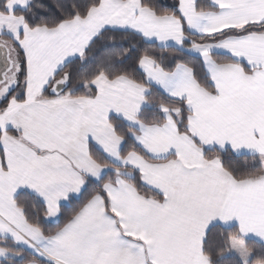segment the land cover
Returning <instances> with one entry per match:
<instances>
[{
	"label": "snow or ice",
	"instance_id": "6c2138e0",
	"mask_svg": "<svg viewBox=\"0 0 264 264\" xmlns=\"http://www.w3.org/2000/svg\"><path fill=\"white\" fill-rule=\"evenodd\" d=\"M106 33L133 43L87 67ZM249 237L264 246V0H0V264H264Z\"/></svg>",
	"mask_w": 264,
	"mask_h": 264
},
{
	"label": "trees",
	"instance_id": "16d2710c",
	"mask_svg": "<svg viewBox=\"0 0 264 264\" xmlns=\"http://www.w3.org/2000/svg\"><path fill=\"white\" fill-rule=\"evenodd\" d=\"M44 3H47L50 5L52 8L55 7L56 3L58 2H63V0H43ZM159 3L165 6H171L177 3V0H159ZM198 3L200 5H206L208 4L205 0H198ZM130 43H133L129 38L122 37V36H115L114 38H111L110 33H106L104 37H102L99 41V43L95 46H93V49L91 52H89V60L90 64L87 67H91L92 64L95 62H98L99 60L103 59L105 56H107L110 52L112 51H119L122 50L123 48L127 47ZM147 50V52L151 55H153L156 58H165L164 63H168V58L172 57L173 55H177L173 51L172 48H167V49H161L157 47H153L150 45H142L140 46V51L138 54L142 55L144 54V51ZM136 54H134L135 56ZM186 60L189 61L190 64L195 65V69L197 74H200V68L198 63L191 58L185 57ZM134 63V59H130L129 61L126 62V64L131 65ZM80 67L79 64H70L68 68H66V71H73L75 73V70ZM131 71V69H129ZM136 79L141 80L143 77L140 73H135ZM149 90L151 92V96L149 97L150 101L153 104L159 103V102H164V103H171L169 100H167L159 91L156 89L149 87ZM153 111L151 108L145 109V115L151 116L153 115ZM225 163L226 164H231L232 166L236 167L237 169L241 171H246L248 170L251 165L254 163L252 158L250 156L244 155L236 158H231L228 155L225 156ZM76 206V201H73L72 204L66 205L62 207V217L60 222L63 223V219L70 215L71 209ZM46 230H55V225H46ZM222 230L220 227L214 228L212 232L210 233L209 236V243L212 242V240L215 238L216 234ZM248 246L250 248H253L257 254V258L261 254L262 251H264V246L261 244H257L252 241H247ZM30 258V257H29ZM213 259L217 260V264H232L234 257L228 254H225L222 257H218L215 254L213 255Z\"/></svg>",
	"mask_w": 264,
	"mask_h": 264
},
{
	"label": "crops",
	"instance_id": "0c3cea01",
	"mask_svg": "<svg viewBox=\"0 0 264 264\" xmlns=\"http://www.w3.org/2000/svg\"><path fill=\"white\" fill-rule=\"evenodd\" d=\"M207 3H209V0H205ZM177 3H178V0H177ZM151 87V86H150ZM152 88H154V89H156L157 91H159L157 88H155V87H152ZM160 92V91H159ZM62 207H64V206H66V205H64V202H62ZM51 225H55V221H53V224H51ZM222 229H224V228H222ZM247 241H252V242H255V243H257V244H261L256 238H254V237H249L248 238V240Z\"/></svg>",
	"mask_w": 264,
	"mask_h": 264
}]
</instances>
